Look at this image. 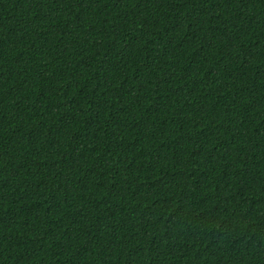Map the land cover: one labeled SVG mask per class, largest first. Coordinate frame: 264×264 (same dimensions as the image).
<instances>
[{"label": "trees", "instance_id": "1", "mask_svg": "<svg viewBox=\"0 0 264 264\" xmlns=\"http://www.w3.org/2000/svg\"><path fill=\"white\" fill-rule=\"evenodd\" d=\"M0 264H264V0H0Z\"/></svg>", "mask_w": 264, "mask_h": 264}]
</instances>
